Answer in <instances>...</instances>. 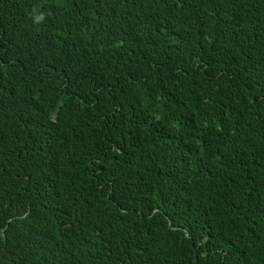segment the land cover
<instances>
[{"label":"trees","instance_id":"obj_1","mask_svg":"<svg viewBox=\"0 0 264 264\" xmlns=\"http://www.w3.org/2000/svg\"><path fill=\"white\" fill-rule=\"evenodd\" d=\"M0 264H264V0H0Z\"/></svg>","mask_w":264,"mask_h":264}]
</instances>
